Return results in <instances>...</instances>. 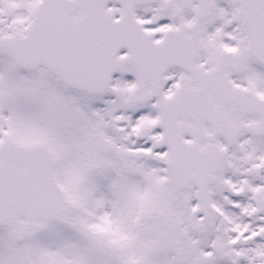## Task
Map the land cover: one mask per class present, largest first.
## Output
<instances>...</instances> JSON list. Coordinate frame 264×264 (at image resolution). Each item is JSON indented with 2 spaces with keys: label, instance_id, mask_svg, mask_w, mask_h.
<instances>
[{
  "label": "snow or ice",
  "instance_id": "snow-or-ice-1",
  "mask_svg": "<svg viewBox=\"0 0 264 264\" xmlns=\"http://www.w3.org/2000/svg\"><path fill=\"white\" fill-rule=\"evenodd\" d=\"M0 264H264V0H0Z\"/></svg>",
  "mask_w": 264,
  "mask_h": 264
}]
</instances>
